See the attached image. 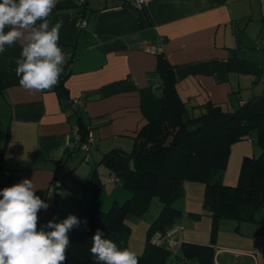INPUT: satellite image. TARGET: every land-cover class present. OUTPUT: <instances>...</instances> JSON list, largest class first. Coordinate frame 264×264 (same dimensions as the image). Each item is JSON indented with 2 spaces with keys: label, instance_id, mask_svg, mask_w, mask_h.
Wrapping results in <instances>:
<instances>
[{
  "label": "crops",
  "instance_id": "crops-1",
  "mask_svg": "<svg viewBox=\"0 0 264 264\" xmlns=\"http://www.w3.org/2000/svg\"><path fill=\"white\" fill-rule=\"evenodd\" d=\"M82 3L95 11L88 22L75 12ZM255 3L260 0H144L139 8L136 0H57L49 20L63 22L60 45L67 61L73 57L65 81L69 100L55 87L29 92L20 86L19 44L0 55V73L7 74L0 92V150L5 148L0 189L31 179L36 194L53 205L52 195L62 193L65 166L80 154L72 146L79 125L70 101L81 103L73 107L82 110L94 149L106 143L112 150L128 147L126 138L134 140L147 122L140 90L159 82L151 76L159 53L149 47L161 49L175 67L178 94L188 105L210 100L232 108L233 94L244 88L264 93V63L248 56L256 47L243 40L247 27L242 24L252 21ZM49 209L40 211V226L56 217ZM240 235L215 244L214 264H264V250L242 248Z\"/></svg>",
  "mask_w": 264,
  "mask_h": 264
},
{
  "label": "trees",
  "instance_id": "trees-1",
  "mask_svg": "<svg viewBox=\"0 0 264 264\" xmlns=\"http://www.w3.org/2000/svg\"><path fill=\"white\" fill-rule=\"evenodd\" d=\"M75 12L79 19L88 22L95 11L82 3ZM68 61L55 86L58 95L66 100L69 98L65 81L71 73ZM151 76L159 82L140 90L141 109L147 122L137 132L133 150L113 149L104 153L100 161L109 169L110 177L117 179L132 197L122 205L114 201L107 212L101 211L98 201L105 184L97 168L92 169L88 198L78 216L88 223L86 227L82 223L81 227L74 228L69 236L68 264H92L90 249L97 229L119 248L128 249L130 227L126 220L134 211L138 215L144 213L153 196L160 199L163 208L148 230L146 250L143 256H138L139 264H170L171 252L167 247L171 246L158 245L152 237L155 232L164 233L176 225L181 212L173 207V203L184 195L187 181L206 186L204 207L213 221L214 242L200 245L181 241L177 247H180L183 261L214 264L215 239L222 220L264 225V216L257 214L264 211V93L239 102L238 108L232 111L208 100L193 106L194 112L203 111L194 117L190 105L178 94L175 67L164 53L157 55V67ZM6 77L7 74L0 73V92L4 90ZM69 106L79 125L80 141L75 150L87 155L90 150L85 151L82 147L88 143L90 133L83 122L82 110L74 108L73 101ZM253 131L258 132L261 156L258 159L244 157L238 185L227 186L223 183L222 173L227 167L231 148L247 139ZM4 154L5 148L0 150V160Z\"/></svg>",
  "mask_w": 264,
  "mask_h": 264
},
{
  "label": "clouds",
  "instance_id": "clouds-1",
  "mask_svg": "<svg viewBox=\"0 0 264 264\" xmlns=\"http://www.w3.org/2000/svg\"><path fill=\"white\" fill-rule=\"evenodd\" d=\"M56 4L57 0H0V55L19 44L15 71L20 86L29 92L55 87L67 62L60 45L63 22L51 25L49 20ZM37 191L31 179L0 189V264H68L69 233L88 221L69 215L40 226V211L52 205ZM90 252L92 264H139L134 251L119 248L99 229Z\"/></svg>",
  "mask_w": 264,
  "mask_h": 264
},
{
  "label": "rangeland",
  "instance_id": "rangeland-1",
  "mask_svg": "<svg viewBox=\"0 0 264 264\" xmlns=\"http://www.w3.org/2000/svg\"><path fill=\"white\" fill-rule=\"evenodd\" d=\"M258 3V2H257ZM252 12V21L249 25L244 22L242 27H247L244 43L245 45L254 46L256 49L248 51V56L255 58L258 62L264 63V0H260V4H254ZM246 52V51H245ZM241 55V54H240ZM263 88L259 93L262 94ZM160 93L157 91V95ZM258 95L253 88H244L239 93L233 94V107L229 104H224L223 108L228 111L238 108L239 102L246 101L251 97ZM191 116L198 117L203 111L194 112L193 105H190ZM258 132L253 131L247 139L235 143L229 154L228 164L225 171L222 173L223 183L227 186H237L240 178L241 164L244 157L249 156L258 159L261 156V148L257 142ZM121 141L125 138H119ZM128 147L123 150L131 152L134 148V140L127 139ZM107 142V141H106ZM105 142V143H106ZM106 143L98 150L91 147L85 154H75L73 159L65 166V171L62 172L60 178L62 182V193L52 195V207L49 211L54 212L58 218L57 222L62 221L69 215L79 216V211L87 201L90 183L89 177L92 169L98 170V174L105 184L103 194L98 201V207L107 212L114 201L120 205L131 198L132 195L127 191L120 182H110L113 177H110L109 169L100 163L102 156L101 152H109L112 148H106ZM115 148H119L120 141L114 143ZM113 145V146H114ZM86 158V159H85ZM67 173V177L64 174ZM205 184L201 182L187 181L184 185V195L174 201L173 207L181 212L176 225L182 227V239L184 241L193 242L200 245H211L213 241V221L204 207L205 201ZM86 191L84 192V190ZM54 192V190H52ZM84 195V196H83ZM53 208V209H52ZM163 208V204L157 196H153L149 200L148 209L138 215L137 211L132 212L126 222L130 227V235L126 246L129 250L134 251L137 256H143L146 250L147 233L150 226L154 223ZM199 215L194 218L193 215ZM258 215L264 216V211L260 210ZM71 232L69 233L70 236ZM246 244H241L242 248L252 247L256 250H264V225L253 224L247 222H238L236 220H222L218 225L217 242H226L230 237L238 235ZM152 241L154 238L152 237ZM254 243L253 246L248 243ZM171 252L169 259L170 264H190L183 261L180 247H167Z\"/></svg>",
  "mask_w": 264,
  "mask_h": 264
},
{
  "label": "built area",
  "instance_id": "built-area-1",
  "mask_svg": "<svg viewBox=\"0 0 264 264\" xmlns=\"http://www.w3.org/2000/svg\"><path fill=\"white\" fill-rule=\"evenodd\" d=\"M144 4V0H136V6L141 7ZM83 27L86 26V23L82 24ZM147 51L151 53H160L161 49L157 50L155 47H149L146 49ZM76 104L81 105L80 102L75 101ZM72 146H77V143L80 141L79 135L75 134L73 139ZM97 143L92 139L91 136H89L88 143L85 144L82 149L85 151H89L91 147H96ZM110 182H118L117 179H111ZM182 227L178 225H174L172 228L168 229L166 232H155L153 235L154 242L158 245H168L171 247H177L181 244V233H182Z\"/></svg>",
  "mask_w": 264,
  "mask_h": 264
}]
</instances>
